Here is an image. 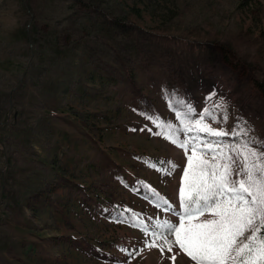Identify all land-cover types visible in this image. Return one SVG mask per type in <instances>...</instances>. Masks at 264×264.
I'll return each mask as SVG.
<instances>
[{
	"label": "rangeland",
	"instance_id": "374dc122",
	"mask_svg": "<svg viewBox=\"0 0 264 264\" xmlns=\"http://www.w3.org/2000/svg\"><path fill=\"white\" fill-rule=\"evenodd\" d=\"M260 81L264 0H0V264H195L116 218L178 222L141 185L179 209L185 151L141 113L264 152Z\"/></svg>",
	"mask_w": 264,
	"mask_h": 264
},
{
	"label": "snow or ice",
	"instance_id": "6c2138e0",
	"mask_svg": "<svg viewBox=\"0 0 264 264\" xmlns=\"http://www.w3.org/2000/svg\"><path fill=\"white\" fill-rule=\"evenodd\" d=\"M165 95L170 107L183 109L175 111L178 125L141 114L160 129L156 135L185 151L187 164L179 187V209L150 187H141L146 189L145 199L177 217L178 222L158 219L148 225L129 209H117L116 218L125 222L126 217L131 226L152 237L147 247L158 246L157 240H162L168 251L173 244L178 245L195 264H264V152L254 147L257 142L246 128L231 133L214 130L204 123L205 118L216 119L209 109H203L199 118L193 119L195 109L191 105L174 99V93ZM228 135L245 139L234 143L221 139ZM206 152L212 153L211 160L202 157L201 153ZM163 163L168 165L163 168V174L171 175L176 165ZM237 163L240 170L233 179L232 168ZM206 213L212 218L198 219ZM246 232L251 234L240 243L239 238Z\"/></svg>",
	"mask_w": 264,
	"mask_h": 264
},
{
	"label": "trees",
	"instance_id": "16d2710c",
	"mask_svg": "<svg viewBox=\"0 0 264 264\" xmlns=\"http://www.w3.org/2000/svg\"><path fill=\"white\" fill-rule=\"evenodd\" d=\"M257 87L259 88V91L264 96V81L257 82Z\"/></svg>",
	"mask_w": 264,
	"mask_h": 264
}]
</instances>
